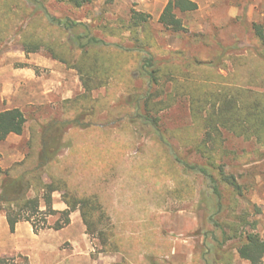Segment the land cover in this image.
Listing matches in <instances>:
<instances>
[{
    "label": "rangeland",
    "instance_id": "obj_1",
    "mask_svg": "<svg viewBox=\"0 0 264 264\" xmlns=\"http://www.w3.org/2000/svg\"><path fill=\"white\" fill-rule=\"evenodd\" d=\"M167 1L93 0L91 5L76 9L67 0H45L44 9L58 19L88 24L98 39L125 49H136L131 33L125 31L122 37H114L106 35L105 29L127 24L132 10L150 14L151 31L161 50L159 60L178 63L185 59H213L219 46L247 56L254 48L252 24L264 25V0H196L199 10L181 16L188 33H173L158 23ZM27 4L29 10H44L34 1L27 0ZM231 7L238 10L236 17L230 16ZM83 31L80 27L79 32ZM197 34L205 37L196 38ZM20 42L19 31L0 42V112L19 108L28 119L22 136L11 135L0 143L3 170L26 158L32 129L42 130L39 122L63 120L64 102L84 93L77 71L58 61L56 67H45L44 61H54L48 53H26ZM170 52L178 54L172 56ZM225 64L233 72L230 61ZM219 72L228 75L225 69ZM132 76L133 83L124 85L113 80L93 94L110 105L98 117L106 134L86 132L74 139L68 132V144H63L59 154L64 160L73 149L81 156L90 153L89 162L83 160L87 166L83 164L82 180L94 184L101 196L115 233L121 238L120 249L105 253L99 241L87 234L83 221H76L73 227L70 224L65 232L67 228L50 229L39 235L27 223L16 236L5 220L0 222V260L15 258L8 264H41L51 256L55 264L62 256L69 262L92 264L105 260L113 264H250L238 253L241 237L225 242L224 234L230 233L227 223H240V218L246 217L247 224L241 226L239 235L255 232L264 239V146L229 137L226 147L231 154L225 159L226 170L237 177L244 195L237 197L231 189L217 184L223 194L220 209L214 183L194 168L210 170L205 159L172 134L193 125L188 99L182 98L158 114L152 113L160 118L159 128L166 135L162 138L144 117L149 95L147 75L133 70ZM159 99H166V95ZM59 132L51 131V142ZM92 136L95 145H89ZM116 142L126 149L117 152ZM44 179L48 180L46 176ZM53 198L54 207L64 203L59 192ZM42 209L45 210L44 204ZM75 213L81 217L79 211ZM85 240L89 249L85 248ZM51 247L52 251L46 254L44 251Z\"/></svg>",
    "mask_w": 264,
    "mask_h": 264
},
{
    "label": "trees",
    "instance_id": "obj_2",
    "mask_svg": "<svg viewBox=\"0 0 264 264\" xmlns=\"http://www.w3.org/2000/svg\"><path fill=\"white\" fill-rule=\"evenodd\" d=\"M28 1H34L44 9L45 0ZM92 2L67 0L76 9L85 8ZM27 5V0H0V42L19 31L24 52L46 51L54 61L77 71L84 93L64 102L63 120L39 122L41 132L32 129L29 151L22 162L7 170L0 168V214L5 213L11 233L16 232L20 223H29L36 235L50 229L61 231L71 224V215L79 211L87 234L99 241L105 253L120 249L121 238L115 233L101 196L93 188L94 184L82 180V172H85L83 160L88 163L90 153L81 156L73 149L71 156L64 160L59 154L63 144H68V132L74 139L75 135L80 138V134L86 132L106 134L98 117L109 110L110 105L93 94L113 80L122 81L124 85L133 83V70L147 75L149 95L145 100L144 117L162 138L166 135L159 128L160 118L152 116V113L169 109L182 98L188 99L193 125L172 134L177 135L182 145H190L191 151L205 159L210 170L194 168L214 183L219 208L222 207L223 194L217 184L231 189L237 197L244 195L237 177L226 170L225 159L231 154L226 142L229 137H235L264 146L263 24H252L254 48L247 56H239L233 49L219 46L213 59H185L178 63L159 60L161 50L151 31L150 14L132 10L127 24L108 30L103 27L106 35L114 37H122L125 31H129L136 49H125L98 39L88 24L61 20L46 9L38 12L36 8L29 10ZM198 9L199 5L193 0H169L159 24L173 33H188L181 14ZM80 27L85 29L84 33L79 32ZM194 36L205 37L202 34ZM205 43L211 44L209 41ZM176 54L170 52L172 56ZM226 60L232 64L233 72L226 66ZM219 69L227 70L228 75H222ZM162 95H166V99H159ZM27 123L26 115L19 108L0 112V143L11 135L22 136ZM54 129L60 132L53 143L50 140ZM74 139L69 140L71 146ZM93 139L92 136L89 145H95ZM116 146L117 152L126 149L119 142ZM176 161L179 162L180 158L177 157ZM56 192L62 194L68 207L64 211L54 208L53 194ZM245 224L246 217H241L240 223H227L230 233L224 234V241L241 237L238 246L240 257L250 264H264V239L255 232L240 236L241 226ZM12 260L15 258H3L0 264H8Z\"/></svg>",
    "mask_w": 264,
    "mask_h": 264
},
{
    "label": "crops",
    "instance_id": "obj_3",
    "mask_svg": "<svg viewBox=\"0 0 264 264\" xmlns=\"http://www.w3.org/2000/svg\"><path fill=\"white\" fill-rule=\"evenodd\" d=\"M193 1H195L198 5H200L196 0H193ZM168 2L169 1H167V3H166V5L168 4ZM166 5H165V7H166ZM232 9H230V16L231 17H236L238 14H239V12H238V10L235 8V7H231ZM165 9V8H164ZM199 10V9H198ZM197 10V11H198ZM164 11V10H163ZM163 11H162V13H163ZM197 11H195V12H197ZM195 12H188V13H183V14H181V16L183 17V16H185V15H189V14H191V13H195ZM161 13V14H162ZM161 16V15H160ZM160 16H159V18H160ZM158 23H159V19H158ZM51 61V60H50ZM44 61L43 63H44V65H45V67H56L55 65H57L56 63L57 62H55V61ZM42 63V64H43ZM11 137V136H10ZM56 210H59V211H64V210H66L68 207H67V205L65 204V203H63V204H55V207H54ZM77 212V211H76ZM81 218L82 217H80L79 216V214L78 213H73L72 215H71V225H70V227L72 226L73 227V225L75 224V222L76 221H78V222H81V221H83V220H81ZM5 220H7L6 219V216L5 215H0V222H4ZM84 223V222H83ZM27 225V223H20V224H18L17 225V228H16V233H15V235L16 236H19V233H20V230H19V228L22 226V225ZM85 225V224H84ZM29 226H30V224H29ZM27 227V229H28V226H26ZM69 228H67V229H65V230H63V232H65V231H67ZM19 242V241H18ZM84 243H85V248L87 249H89V243H88V241L87 240H85L84 241ZM48 251H52V247L51 248H49V249H47L46 251H44L46 254L48 253ZM47 256H49V255H47ZM67 259V260H66ZM45 260H48V261H45V262H42L41 264H53V258L50 256V257H47ZM88 261V260H87ZM106 262L105 263H103V262H96L95 264H113L112 263V261L111 262H109L108 260H105ZM116 261V260H115ZM56 263L55 264H92L90 261H88V262H80L79 260H78V262H73L72 260L69 262V258H63L62 256H59L58 257V260H56L55 261ZM33 263V262H32ZM117 263V262H116ZM94 264V263H93ZM118 264V263H117Z\"/></svg>",
    "mask_w": 264,
    "mask_h": 264
}]
</instances>
